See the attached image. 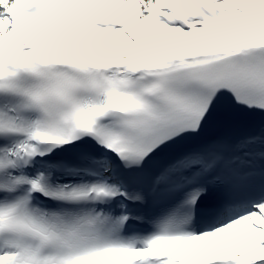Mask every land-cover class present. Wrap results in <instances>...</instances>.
Returning <instances> with one entry per match:
<instances>
[{
	"label": "snow or ice",
	"instance_id": "6c2138e0",
	"mask_svg": "<svg viewBox=\"0 0 264 264\" xmlns=\"http://www.w3.org/2000/svg\"><path fill=\"white\" fill-rule=\"evenodd\" d=\"M0 264H264V0H0Z\"/></svg>",
	"mask_w": 264,
	"mask_h": 264
}]
</instances>
